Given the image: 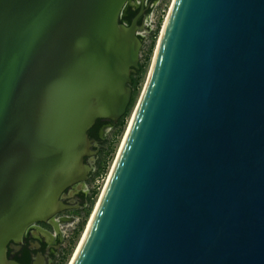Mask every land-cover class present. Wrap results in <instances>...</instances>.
I'll use <instances>...</instances> for the list:
<instances>
[{
    "label": "water",
    "instance_id": "water-1",
    "mask_svg": "<svg viewBox=\"0 0 264 264\" xmlns=\"http://www.w3.org/2000/svg\"><path fill=\"white\" fill-rule=\"evenodd\" d=\"M129 1L0 0V264L72 208L90 129L127 113L144 46ZM72 264H264V0L173 1Z\"/></svg>",
    "mask_w": 264,
    "mask_h": 264
},
{
    "label": "flooded vegetation",
    "instance_id": "flooded-vegetation-1",
    "mask_svg": "<svg viewBox=\"0 0 264 264\" xmlns=\"http://www.w3.org/2000/svg\"><path fill=\"white\" fill-rule=\"evenodd\" d=\"M160 1L146 0L143 3L141 0H130L121 14V22L127 25H132L138 18V31L144 44L147 42L145 30L149 31L152 28L151 12ZM117 123L108 119L101 120L99 124H95L90 129L89 136L93 140L94 154L87 157V161L92 164L93 169L84 184H76L66 190L64 201L72 208L58 213L52 222H36L29 226L20 243H10L8 250L10 258L22 264H34L35 262L57 264L60 262L68 237L61 226L81 220L88 208L93 193L92 182L97 175L102 149L109 141L110 132L116 129Z\"/></svg>",
    "mask_w": 264,
    "mask_h": 264
},
{
    "label": "rangeland",
    "instance_id": "rangeland-1",
    "mask_svg": "<svg viewBox=\"0 0 264 264\" xmlns=\"http://www.w3.org/2000/svg\"><path fill=\"white\" fill-rule=\"evenodd\" d=\"M173 1L174 0H161L151 12V23H152L151 27L152 28L149 31L145 30V34L147 35V42L144 44L143 49H142V54H141V62L145 64V71L143 73L141 82L139 84V88L136 92V99H135L134 106L132 107L129 116L126 118V123L122 131L119 132L117 136H115L116 130L110 132L109 141H111V146H110V153L107 159L106 170L96 175V177L94 178V181L92 182V187H93V190L96 191V194L94 195V198H93L94 202L90 209V213L88 214L86 218H84V223H83L81 230L79 231L77 235H74L75 233L74 231L80 225L82 217H81V220L73 221L70 223H65L64 225L61 226L63 231H65L68 236L65 242V250L67 252V257L62 263L59 262L57 264H70L72 257L74 256L81 242V239L84 236L87 226L89 225V221L94 211V208L96 206V203L101 197V194L104 190V186L107 183L108 176L117 158L118 151L121 147L122 140L125 136L126 130L131 120V117L133 115V112L136 108V105L145 87L148 74L151 69L153 59H154L155 51H156V48H157V45H158V42H159V39L162 33V29L168 17ZM150 48H151V51H149Z\"/></svg>",
    "mask_w": 264,
    "mask_h": 264
},
{
    "label": "trees",
    "instance_id": "trees-1",
    "mask_svg": "<svg viewBox=\"0 0 264 264\" xmlns=\"http://www.w3.org/2000/svg\"><path fill=\"white\" fill-rule=\"evenodd\" d=\"M149 51H151V48H150ZM144 71H145V64L141 62L140 63V69L138 70V72L134 73L132 75V83H131V87H132V90H133L132 100H131V103H130L129 108L127 110V113L117 123V127L115 129L116 130L115 136H117L118 133L122 131V129H123L125 123H126V118L129 116V114L131 112V109L134 106L135 99H136V92H137V90L139 88V84L141 82V79H142ZM100 121L101 120H98L96 125L99 124ZM110 146H111V141H108L106 143V145L104 146V148L102 149V158H101V161L99 163L97 175L100 174L101 172H104L106 170L107 159H108V156H109V153H110ZM95 194H96V191L93 190L92 197H91V200H90V204H89L88 208L85 210L84 215L82 216V220L80 222V225L74 231L75 232L74 235H77L79 233V231L81 230V228L83 226L84 218H86L88 216V214L90 213V209H91L92 204L94 202L93 198H94ZM66 257H67V252L65 250V252H64V254H63V256H62V258L60 260V263H62L66 259Z\"/></svg>",
    "mask_w": 264,
    "mask_h": 264
},
{
    "label": "bare ground",
    "instance_id": "bare-ground-1",
    "mask_svg": "<svg viewBox=\"0 0 264 264\" xmlns=\"http://www.w3.org/2000/svg\"><path fill=\"white\" fill-rule=\"evenodd\" d=\"M159 40H160V39H159ZM134 112H135V110H134ZM134 112H133V115H132V117H131V120H130V123H129V125H128V128H127V130H126L125 136H124V138H123V140H122V144H121V147H120V149H119V151H118L117 158H116V160H115V162H114V164H113V166H112V168H111L110 174H109L108 179H107V183H106V185L104 186V190H103V192H102V194H101V197H100L99 200L97 201L96 206H95V208H94V211H93V213H92V216H91V218H90L89 225H90V223H91V221H92V219H93V216H94V214H95V212H96V210H97V208H98V206H99V204H100V202H101V199H102V197H103V195H104V193H105V190H106V188H107V185H108V183H109V181H110V179H111V177H112V174H113L114 168H115V166H116V163H117V161H118L119 155L121 154L122 149H123V147H124L125 141H126V139H127L128 132H129V130H130V127H131V124H132V121H133V118H134ZM89 225L87 226V229H86V231H85V233H84V236H83V238L81 239V242H80V244H79V246H78V248H77V250H76L74 256L72 257V260H71L70 264L73 263V261H74L76 255H77V253H78V251H79V249H80V247H81V244H82V242H83V240H84V237H85V235H86V232H87V230H88Z\"/></svg>",
    "mask_w": 264,
    "mask_h": 264
}]
</instances>
